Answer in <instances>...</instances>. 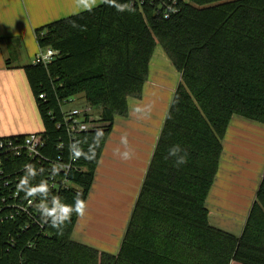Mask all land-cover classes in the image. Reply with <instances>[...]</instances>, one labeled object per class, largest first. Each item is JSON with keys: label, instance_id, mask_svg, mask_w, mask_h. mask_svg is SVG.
<instances>
[{"label": "trees", "instance_id": "16d2710c", "mask_svg": "<svg viewBox=\"0 0 264 264\" xmlns=\"http://www.w3.org/2000/svg\"><path fill=\"white\" fill-rule=\"evenodd\" d=\"M131 6L120 12L102 0L37 28L39 48L57 54L24 67L51 155L68 140L56 125L63 105L82 95L99 115L100 126L77 138L87 151L104 133L95 159L80 158L86 168L70 173L78 188L61 194L67 204L77 193L87 200L115 117L142 96L158 43L180 72L118 253L73 239V214L63 234L49 223L0 224V264H264V173L240 235L212 225L207 206L233 118L264 125V0H180L171 17ZM176 145L187 152L179 167L166 159Z\"/></svg>", "mask_w": 264, "mask_h": 264}, {"label": "crops", "instance_id": "0c3cea01", "mask_svg": "<svg viewBox=\"0 0 264 264\" xmlns=\"http://www.w3.org/2000/svg\"><path fill=\"white\" fill-rule=\"evenodd\" d=\"M100 2L102 0H96V3ZM77 7L76 0H0V137L26 134L37 129L42 123L24 69L34 62L35 55L41 50L35 30L70 16L73 12L71 10ZM80 8L83 9L82 11L87 10ZM161 47L160 45L159 48L158 44L155 47V56L153 53L142 96L128 98V114L115 119L106 137L93 185L86 200L87 214L83 218H78L72 234L73 239L112 254H117L119 251L169 105L181 80L180 72ZM145 105H151L150 115L147 118H138L133 110ZM233 119L235 122H231L226 136L231 135L232 129L241 132L261 129L264 126L241 117ZM116 123L118 133L113 136ZM262 130L264 131V128ZM124 134H127L129 146L134 151V157L128 161H122L113 155L117 147L123 150L120 137ZM226 136L223 141L220 167L210 190L207 206L217 204L221 206L225 203V208H232L228 202H223L225 201L223 198L228 199L229 196H224L221 186L218 185L221 178L234 183V192L239 189L244 190L241 192L243 200L248 199L250 203L247 202V207L245 202L241 206L246 207L247 210L242 227L237 233L229 231L240 235L258 186L249 187L248 192L246 178H242L239 171L229 173L221 170L223 159L228 154ZM241 207L239 211L245 209ZM211 214L212 212L209 211L210 222Z\"/></svg>", "mask_w": 264, "mask_h": 264}, {"label": "built area", "instance_id": "2783aa9c", "mask_svg": "<svg viewBox=\"0 0 264 264\" xmlns=\"http://www.w3.org/2000/svg\"><path fill=\"white\" fill-rule=\"evenodd\" d=\"M129 1L132 5L139 7L143 13L145 6H153L154 12L164 17L177 14L181 8L180 0ZM56 54L57 50L53 48L41 49L35 55L33 63L47 66ZM39 97L44 98L45 95L40 94ZM65 106L66 104L61 108L62 117L56 125L64 130L68 140L66 143L63 140L59 141L56 149L60 154L56 156L50 154L55 148L48 146L44 129L22 135L0 137V224L12 222L19 224L22 229L36 226L42 230L47 224L36 210L39 198L25 199L24 193L17 190V184L24 175L26 163L34 164L37 169H44L43 174L38 175L32 183L37 184L42 179L47 180L53 195L61 197L62 193L78 188V185L70 178V173L84 170L86 167L81 164L80 159L74 160L70 157L69 145L77 142L79 135L100 126L99 118H95L99 115L91 106L84 109L79 107L66 109ZM54 166L59 168L56 174L52 171Z\"/></svg>", "mask_w": 264, "mask_h": 264}, {"label": "clouds", "instance_id": "9594fccd", "mask_svg": "<svg viewBox=\"0 0 264 264\" xmlns=\"http://www.w3.org/2000/svg\"><path fill=\"white\" fill-rule=\"evenodd\" d=\"M104 3L116 7L120 12L129 11L133 12L131 4H117L116 0H104ZM77 6L84 9L91 10L96 4V0H76ZM76 26L75 24L73 25ZM138 118H147L151 113V105H145L143 107H137L133 110ZM103 131L97 130L93 139L92 145L85 151L79 142L71 143L69 145L70 157L72 159L84 158L87 160L95 159V149L99 147L100 141L103 138ZM120 145L123 146V150L120 147L114 149L113 155L122 161L131 160L134 157V151L129 146L127 134L120 137ZM180 146L176 145L169 149L167 158L174 157L175 165L177 167L187 163V152L183 151ZM53 174L59 172V168L54 166ZM44 169H37L32 163H26L24 165V175L20 178L17 184L18 192H23L25 199L39 198V202L36 204V210L40 214L41 219L45 223H49L52 228H55L58 234H63V229L71 221L73 214L78 218H83L87 214V203L82 198V193H77L74 197L73 204H67L62 202V199L58 195L51 194V189L47 180H40L39 183L33 184L32 181L38 175L43 174ZM31 202V201H30Z\"/></svg>", "mask_w": 264, "mask_h": 264}, {"label": "rangeland", "instance_id": "374dc122", "mask_svg": "<svg viewBox=\"0 0 264 264\" xmlns=\"http://www.w3.org/2000/svg\"><path fill=\"white\" fill-rule=\"evenodd\" d=\"M100 3H96L93 7L97 6ZM82 10L83 9H81L80 6H78L77 8L71 10L73 11L71 12V15L78 13ZM158 47L160 48L159 43H158ZM72 107H79L81 109H84L86 107H89V105L85 102V99L82 95H78L75 96L73 100H71L65 106L66 109H71ZM94 112L98 114L95 110ZM119 117H123V116L117 115L115 119L116 118L118 119ZM95 118H99V116ZM263 128L264 126L261 129L244 130L241 132L232 129L230 132L231 135L226 136L225 142L227 144L226 150L228 154L223 159V165L221 170L224 172L229 171V173H234L236 171H239L240 176H242V178L244 177L246 178L245 184L247 189L249 187H254V188L257 187L260 178L264 172V131L262 130ZM43 129L44 127L41 123L38 125L37 129L31 130V132L41 131ZM117 133H118V126L116 123V131L113 133L114 134L113 136H115ZM256 166H258L259 169L256 168ZM256 170H258L259 172L257 173ZM222 179L223 178H221L220 182H218V185L221 186V189L223 190V194H225L224 196L226 195L229 196L228 199L223 198L225 199V201L223 202L226 203L228 202L229 206L232 208L231 209L225 208L226 206L225 203H222L221 206L218 204L216 206L213 205L208 206L209 210L212 212L211 222H213L212 223L213 225H217L221 229L237 233V231H239L242 227L244 221V214L245 211H247L246 210V207L248 205L247 202H249V200L248 199L246 201L243 200V195L241 194V192H244V190L239 189L234 192L233 190L234 183ZM230 189H232V191ZM244 202L246 207H241L244 205ZM240 207L241 209L242 208L245 209L239 211Z\"/></svg>", "mask_w": 264, "mask_h": 264}]
</instances>
